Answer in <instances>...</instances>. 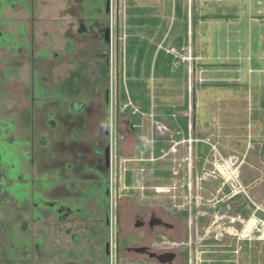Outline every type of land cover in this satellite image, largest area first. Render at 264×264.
Returning a JSON list of instances; mask_svg holds the SVG:
<instances>
[{
  "label": "flooded vegetation",
  "instance_id": "flooded-vegetation-1",
  "mask_svg": "<svg viewBox=\"0 0 264 264\" xmlns=\"http://www.w3.org/2000/svg\"><path fill=\"white\" fill-rule=\"evenodd\" d=\"M113 34L112 0H0V264H237L259 233L216 230L243 235L239 206L257 216L243 189L194 221L140 185L145 159L113 111Z\"/></svg>",
  "mask_w": 264,
  "mask_h": 264
},
{
  "label": "rangeland",
  "instance_id": "rangeland-1",
  "mask_svg": "<svg viewBox=\"0 0 264 264\" xmlns=\"http://www.w3.org/2000/svg\"><path fill=\"white\" fill-rule=\"evenodd\" d=\"M134 1L138 5L153 7L155 9L153 13L165 19L168 25L174 20L173 14H167V11L173 10L171 5L173 0ZM251 2L250 0H183L189 20L193 11L198 14L233 13L236 16L227 20L210 18L198 21L195 35L189 39L190 45L188 44L182 54L189 58L186 60L188 63L186 81L175 84L171 80H162L163 84L154 85L153 79H149L152 97L158 96L160 104L164 106L181 105L186 90L189 103L187 111L183 114L191 123L189 132L192 141L190 144L187 141L179 144L177 151H171L162 159L151 161V164H147L144 160L140 185L143 186L148 197L165 207L173 208L176 202L180 203L181 208L188 210L191 204L190 215L194 221H196L195 214L203 211L202 203L205 202V198L215 196L225 200L226 195L241 189L244 192L237 194L238 202L243 198L253 201L260 206V217L264 218V154L261 152L264 143V110L254 109V106H260L259 102L264 99V72L248 71L254 67L252 57L257 56L251 45L253 25L260 28L262 31L260 38L264 40V6L257 4L262 10L259 13L258 7H254ZM126 6L127 0H112L113 25L117 20L118 26L116 39L113 34V59L115 42L119 51V46L125 38L122 29L125 27ZM49 8L52 12H48ZM55 17L52 4L47 7V29L49 26L54 27L52 21L48 20H53ZM262 47L259 54L263 56L264 66V46ZM114 64L113 61L111 70L113 82ZM210 83L225 84L212 86ZM152 114L155 115V112L153 111ZM159 115L161 118L157 125H163L166 128L165 135L168 136L173 132L172 121L164 113ZM143 121L141 133L143 140L146 141L150 139V135L155 136L156 121L150 114L145 115ZM121 123L124 130L128 129V124L124 120ZM187 137L188 135H185V138ZM135 138L132 132L126 136L125 144L131 150ZM199 139H204L207 145H203L204 142ZM197 143L202 145L198 146ZM131 155L136 156L135 153ZM131 163L132 169L139 173V166L133 164L137 162ZM189 167L191 172L188 171ZM217 168L220 169L223 178L219 176L220 173L216 175L217 177L206 174L209 169ZM156 169L169 171L170 176L165 178L156 175L154 172ZM188 174H191L192 183L197 187V192L192 191L191 198L186 188ZM155 186H160L159 190H154ZM223 186L228 187L230 191L225 196L219 190ZM261 230L260 240L257 243L258 251L253 252L254 246L248 245L237 264H264L262 226ZM245 233L246 231L243 230V235ZM254 234L258 233L254 232ZM232 255L231 253L233 258Z\"/></svg>",
  "mask_w": 264,
  "mask_h": 264
},
{
  "label": "trees",
  "instance_id": "trees-1",
  "mask_svg": "<svg viewBox=\"0 0 264 264\" xmlns=\"http://www.w3.org/2000/svg\"><path fill=\"white\" fill-rule=\"evenodd\" d=\"M171 5L173 10L167 11V14H173L174 20L168 25L165 19L153 13L155 10L153 7L138 5L134 0H127L125 27L122 29L125 38L119 46L118 106L119 109L122 108L120 114L125 115L131 124H139L142 114L154 111L156 120L161 118L159 113H164L175 128L178 124L186 134L188 119L182 113L188 108L186 90L182 105L164 106L160 104L158 96L152 97L149 79H153L154 85L163 84L162 80H171L175 84H181L183 80L186 81L187 61H183L181 57L188 47L189 39L195 35L198 21L210 18L227 20L236 15L233 13L198 14L193 11L189 20L183 0H173ZM253 66L256 64L253 63ZM98 68L100 76L97 83L100 86L109 77L106 75V65L102 61L98 62ZM223 84L225 83H210L212 86ZM260 105L264 106V99ZM133 130L137 131L138 154L143 152L148 156L150 153L149 143L141 138L138 128L135 127ZM174 137L179 138L180 136L175 135ZM168 146L169 144H166L163 139L156 138L153 144L154 156H159L161 149ZM261 152L264 154V143L261 146ZM155 174L163 177L168 176V172L158 169L155 170ZM127 181L131 182L130 172L127 173ZM235 211H239L245 217L249 215L243 206L237 207Z\"/></svg>",
  "mask_w": 264,
  "mask_h": 264
},
{
  "label": "crops",
  "instance_id": "crops-1",
  "mask_svg": "<svg viewBox=\"0 0 264 264\" xmlns=\"http://www.w3.org/2000/svg\"><path fill=\"white\" fill-rule=\"evenodd\" d=\"M250 2H251V0H250ZM260 2V3H259ZM252 4H253V6L254 7H258V10H257V12L259 11V10H261L259 7H260V5H257V4H262L263 6H264V0H252V2H251ZM264 8V7H263ZM261 30H260V28L259 27H255V25H253V27H252V42H251V45H252V48H253V51L254 52H257V56H253L252 57V59H253V63L254 64H256V66H252L253 67V69H255L256 70V72H263L264 71V69H263V56H260V54H259V51H261L262 49H263V47L262 46H264V40H261V38H260V33L262 32H260ZM190 43V42H189ZM190 45V44H189ZM115 57H114V59L112 58L111 59V61H110V71L112 70V68H113V61L115 62V64H114V72H115V75H114V82H113V85L114 86H116V88H115V91H113V95H112V105H113V111L115 112V114H116V116H117V120L119 121V122H121V121H125V123H127L128 124V128H129V130H130V132H132L134 135H135V143L133 144V147L135 148V152L137 153V155L138 156H134L135 157V159L136 158H140L141 156L143 157V158H148L150 155H151V153L153 154V145L151 146L150 145V143L148 142V140L149 139H147L145 142H148L149 143V145H150V153H149V155L148 156H146L145 154H143V152H140V154H138V152H137V131H134L133 130V128H138V133L141 135V138H142V133H141V131H142V129H143V117L145 116V115H152V118H153V111H151L149 114H142V119H141V122L139 123V124H131L130 122H129V120L127 119V117L125 116V115H121L120 114V112L122 111V108L121 109H119V106H118V75H117V72H118V58H119V51H117V46H116V48H115V55H114ZM184 61V60H183ZM262 63V64H261ZM187 66H188V63H187ZM112 73V72H111ZM112 75V74H111ZM187 100H188V103H189V99H188V97H187ZM183 102H184V100H183ZM183 104V103H182ZM181 104V105H182ZM259 105H260V102H259ZM125 106V105H124ZM123 106V107H124ZM178 106H180V105H178ZM258 107H260L261 108V111H263L264 110V106H258ZM258 107H255L254 106V109H256V110H258L257 108ZM180 112V111H179ZM184 111H182V113H183ZM122 118H123V120H122ZM155 118V117H154ZM187 119H188V123L190 122L189 121V118L187 117ZM155 136H153L155 139L156 138H161V139H163L165 142H166V144H169L170 145V139H181L183 136L185 137V135H188V123H187V132H186V134L184 133V130H183V128L181 127V126H179L178 124H176V128L173 126V124H172V126H173V132L170 134V135H165V130H166V128L163 126V125H157V123L159 122V120H156L155 119ZM178 130H181L182 131V134L180 133V134H177L176 132L178 131ZM157 131H159V132H157ZM184 134V135H183ZM154 135V134H153ZM175 135H179L180 137L179 138H175L174 136ZM152 135H150V137H151ZM143 139V138H142ZM198 140V139H197ZM199 140H201V141H203L204 143H203V145H207V144H205L206 142L204 141V139H199ZM154 143H155V141H154ZM197 145L198 146H201L202 145V143H197ZM163 148H165V147H163ZM206 149H208V148H206ZM154 155V154H153ZM159 160V159H158ZM147 161V164H149L151 161H149V160H146ZM151 164V163H150ZM154 164H155V162H154ZM155 172V171H154ZM166 172H168V176H170V172L169 171H166ZM167 176V177H168ZM167 177H165V178H167ZM143 187V186H142ZM144 189V188H143ZM259 208H260V206H259ZM244 216V215H243ZM245 217V216H244ZM257 217L261 220V226L264 228V218H261L260 217V213H259V211H258V214H257ZM262 231V230H261ZM259 240H260V237H259ZM225 258H228V256L226 255L225 256ZM225 263V262H224ZM225 264H227V263H225Z\"/></svg>",
  "mask_w": 264,
  "mask_h": 264
},
{
  "label": "built area",
  "instance_id": "built-area-1",
  "mask_svg": "<svg viewBox=\"0 0 264 264\" xmlns=\"http://www.w3.org/2000/svg\"><path fill=\"white\" fill-rule=\"evenodd\" d=\"M260 3V2H259ZM259 13L262 12V10L258 11ZM183 60H188L189 58L186 56H182L181 57ZM256 72L255 69H248V71H252ZM264 72V71H263ZM258 110H261L260 107L257 108ZM191 127V123H188V128L190 129ZM188 129V137L185 138L184 136L181 139H170V145L167 148H162L160 155L159 156H154L152 153L148 158H144L145 160H149V161H156L158 159H162L163 157H165L167 154H169L171 151L175 152L177 151V146L183 142H188L189 144L191 143L192 139L190 137V132ZM177 134H182L181 130H178L176 132ZM184 135V134H183ZM197 140V139H196ZM155 138L153 136L150 137V139L148 140V142L150 143V145L152 146L154 144ZM190 147V146H189ZM136 160V159H135ZM217 170V171H216ZM188 171L191 172L190 167L188 169ZM209 172H206V174H208L209 176H216L220 173L219 176H221L223 178L222 173L220 172V169H213V170H208ZM188 177V182L186 183V188L188 190V193L190 194V198L192 197V191L195 190L197 192V187L194 183H192L191 180V174L187 175ZM217 177V176H216ZM238 177V175H237ZM205 178V177H204ZM160 186H155L154 190H159ZM228 188V187H227ZM240 188H242V186L240 185ZM223 188H219V190H221ZM228 196V195H226ZM196 197V196H195ZM224 202L223 198L219 199V202L216 203V205H220ZM256 205V204H255ZM198 206V205H196ZM257 208V205H256ZM258 209H260L258 207ZM189 211V217L191 216V204L189 205L188 208ZM197 212V211H196ZM200 212H197L196 214H199ZM226 217V216H225ZM230 218V217H229ZM234 217H231V220H233ZM240 222V225L242 227V231H246L245 235H241V234H236L233 232V230H225L223 227H217L216 233L219 234L220 236H226V237H230L232 240H235L236 243H239L241 240H244L245 242L251 244L253 242V240H255V234L256 233H260L261 231V220L254 214V213H250L247 217H241L238 219ZM250 223V224H249ZM251 232V233H250ZM232 236V237H231ZM234 253L237 254V249L234 250ZM196 264H200L199 261Z\"/></svg>",
  "mask_w": 264,
  "mask_h": 264
},
{
  "label": "bare ground",
  "instance_id": "bare-ground-1",
  "mask_svg": "<svg viewBox=\"0 0 264 264\" xmlns=\"http://www.w3.org/2000/svg\"><path fill=\"white\" fill-rule=\"evenodd\" d=\"M250 224V223H249Z\"/></svg>",
  "mask_w": 264,
  "mask_h": 264
}]
</instances>
